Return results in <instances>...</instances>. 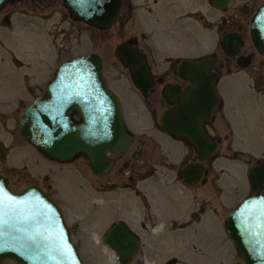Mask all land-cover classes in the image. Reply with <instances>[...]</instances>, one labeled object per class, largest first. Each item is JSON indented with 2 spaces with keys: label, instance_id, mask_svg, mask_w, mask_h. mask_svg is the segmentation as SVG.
Wrapping results in <instances>:
<instances>
[{
  "label": "rangeland",
  "instance_id": "374dc122",
  "mask_svg": "<svg viewBox=\"0 0 264 264\" xmlns=\"http://www.w3.org/2000/svg\"><path fill=\"white\" fill-rule=\"evenodd\" d=\"M159 1L162 7H155L152 0H139L130 18L104 29L70 19L60 0H21L2 8L0 16L10 13L8 23L0 24V141L5 146L0 172L16 190L31 182L40 183L41 176L47 175L51 185L46 189L48 195L58 204L67 225L77 224L71 239L84 264H122L102 239L109 221L115 218H126L131 226L139 219L149 225L146 230L135 226L142 240L127 264H161L170 256L175 257L174 264L241 263L223 230L222 217L248 192L244 158L264 151V80L260 69L250 72L248 67L237 73L234 65L230 66L233 72L218 69L221 104L207 127L219 141L207 160L206 178L186 184L176 173L194 152L181 140L156 129L155 118L146 110L147 100L113 54L116 42L134 35L150 55L155 70L168 64L171 57H165L167 54L197 57L214 51L218 58L217 39L227 28L221 29L220 21L236 10L234 5L240 0L223 8L209 0H177L178 7L172 6L173 0ZM90 50L102 57L101 73L119 100L121 114L129 120L132 141L143 140L141 152L129 162L134 167L151 162L152 172L146 176L137 173L127 178L129 169L122 166L123 172L118 173L117 163L93 174L86 158L79 154L57 162L43 156L15 131L22 108L42 90L55 64ZM12 54L21 61L15 63ZM18 82H24V89L16 99L12 91L18 90ZM161 107L157 102L156 117ZM193 210L196 216H191ZM179 222L183 226L179 227ZM0 264L14 263L6 259Z\"/></svg>",
  "mask_w": 264,
  "mask_h": 264
},
{
  "label": "water",
  "instance_id": "95a60500",
  "mask_svg": "<svg viewBox=\"0 0 264 264\" xmlns=\"http://www.w3.org/2000/svg\"><path fill=\"white\" fill-rule=\"evenodd\" d=\"M7 1L10 0H0V8ZM209 1L218 7L229 2ZM62 2L72 20L99 29L111 25L118 5V0ZM249 36L256 51L264 56V0L250 16ZM236 40L235 34L227 33L220 37L219 45L230 54ZM133 41L130 38L115 43L113 54L126 68L132 85L145 94L152 79L145 57L132 45ZM237 62L239 66L247 63ZM101 64L102 57L96 51L58 61L44 94L36 95L24 106L17 125L19 135L42 155L64 162L81 153L93 174L110 166L108 152L122 154L130 143L119 100L107 86ZM213 65L211 55L182 57L177 73L186 82L181 87L165 83L160 92L173 107L161 110L158 126L186 141L195 153L196 160L185 162L177 172L178 178L188 184L202 179L203 161L217 146L203 125L213 117L220 99ZM4 156L5 147L0 141V158ZM246 177L252 193L225 213L222 227L241 259L235 264H264V165L249 166ZM0 186L11 199L0 209V262L8 259L14 264H84L59 206L46 192L33 183L12 189L1 172ZM103 241L122 264H127L136 251L138 236L125 222L117 220L106 229Z\"/></svg>",
  "mask_w": 264,
  "mask_h": 264
},
{
  "label": "flooded vegetation",
  "instance_id": "af4514ba",
  "mask_svg": "<svg viewBox=\"0 0 264 264\" xmlns=\"http://www.w3.org/2000/svg\"><path fill=\"white\" fill-rule=\"evenodd\" d=\"M20 1L21 0H10V1H7L0 8V11L7 4L17 3V2H20ZM50 1L51 0H49V2ZM262 1L263 0H240V1H236L235 5H234L236 7V10L234 12L233 11L232 12H228L226 14V16L221 19L219 27L222 29L223 26L224 27L227 26L226 29L221 30L220 36L217 39V43H216L218 48H219V50H220V52H221V56L217 58V56L215 55L214 51H211V52L207 53V55H211L213 57V62H214L213 70H214V72L216 74H217V71H218L219 68H223L225 71H228V72H233L232 70H230V66L231 65L235 66V70H236L235 72L236 73L239 70L242 71V70H244V69L249 67V68H252V69H250L251 70L250 72H253V71L256 72L257 69H260V72L262 74V65H263L264 59H262L261 57L264 58V56L259 54L256 51V49L254 48V46H253V44L251 42L250 36H249L250 16L253 13V11L255 10V8ZM60 2L66 8V5L62 2V0H60ZM154 2L156 4L155 7H162V6H160L161 3H160L159 0H152V3H154ZM172 2H175V3H173L172 6H177L178 7V5L176 3L177 0H175V1L173 0ZM138 3H140L139 0H118L116 15H115L114 20L112 21L111 24L117 23L121 19L122 20H127V18H130L131 17L130 15H131V12H132L131 10H133L135 8V5L138 4ZM232 3H233V0H229V2L227 4H225L224 6H221L219 8H223V7L227 6L228 4H232ZM213 6H215V5H213ZM215 7H218V6H215ZM9 13H10V11H7V12L1 14V16H0V19H1L0 20V24L5 23V22L8 23V21H9V17H8ZM74 21L82 22L80 20H74ZM227 33H233V34H235L237 36L236 43H235V45H234V47L232 49V52L230 54L225 53L221 49V47L219 45L220 37L222 35H224V34H227ZM130 38L134 39L132 45L134 47H136L138 49V51L145 57L146 63L148 65V68H149V71H150L151 79H152V83L150 85L149 91L147 93H145V94H141L147 100V102H146V104H148L147 109H146L147 113H148L149 117L152 118L153 120L155 118V125L157 126L156 129L158 131H160V132H166V131H164L163 129H161L158 126L157 119H158V115L161 112V110H163L166 107L172 108L173 104L172 103L168 104V103L165 102L164 98L160 94L161 88H162V86L165 83L177 84V85H179L181 87L186 82V80L182 79L177 73V63L182 57L187 56V55L179 56L178 54H172L173 55L172 56V55L167 54L165 57H171V58H168V64L165 67L161 68V69H156L155 70L152 67V65H151V60L149 59L150 55L148 56V54H146L144 49L137 44L136 36L133 35V36H129L127 38H122L120 41L128 40ZM166 51H168V49H166ZM258 55H259V57H258ZM13 57H15V55H13ZM197 57H199V56H197ZM14 59H16L15 63H19L21 61V59H19L18 57H15ZM240 60H246L247 63L245 65H243V66H239L237 61H240ZM255 61H256V64H254ZM15 63H14V65H15ZM16 66H18V65H16ZM50 78H51V76L45 80V82H44V84L42 86V90L37 92L28 102H30L36 95L44 94L45 85H46L47 81ZM263 80H264V78H263ZM18 85H19L18 86V90L17 89H13V91H12L13 92V96H15L14 98L20 96V95H18L20 89H24V82H18ZM157 102H161L162 103V107L159 110V112L157 113V117H156L155 116L154 107L157 104ZM220 104H221V100H220ZM219 108L220 107L218 105L216 107V112L214 113L213 117L208 119V120H206L203 123L207 133L212 138H214L216 140V142L219 141L218 140L219 138H218V136L214 137L212 135V133L209 131V127H207V122H209V121L211 122V120L214 118L215 114L218 113ZM12 110H13V108L11 109V111ZM121 113H122V110H121ZM73 116L75 117L76 115L73 114ZM122 116H123V120H124L125 126H126V128L128 129V131L130 133V143H129L127 149L125 150V152L122 153V154H114V153H111V152H108L106 154V156L108 158H110V166L107 169H109L112 165H115V163H117L116 169H117L118 173L123 172L124 169H121L122 166H124V168H128L129 169V171L125 173V177H127V178L130 177L131 174H137V173H140V175H142V176H146V173L150 174L152 172V170L150 168L151 162H146L145 161L144 163L139 164L138 167H134L133 164L129 162L130 159H133V157L136 154L141 152V147H142V144H143V140L142 139H137L136 142L132 141L134 137H133V133H132V130L130 128V125H129V120L125 116L124 113L122 114ZM15 131L18 132L17 129ZM7 132H9V130H7ZM166 133L168 134V132H166ZM179 140L184 142V144L188 147V150H189V148L192 149L191 146L186 141H184L182 139H179ZM224 146L227 147L228 144H225ZM78 154L79 155H83L81 153H78ZM124 154H127V156L120 161L118 158L120 156L124 155ZM251 158L253 159L252 162L250 161ZM244 159H245L244 162L246 164L244 176H245L246 184H247V188H248V192L246 194V196H247V195L252 193V190H251V188H250V186L248 184V180H247V177H246V170L249 168V166H251L253 164L261 163L262 165H264V151L262 153L256 154V155H254V154H251V156L247 155ZM190 160H196L195 154H194V156L189 157L188 160H186L184 162H187V161H190ZM207 160H209V159H207ZM207 160L203 161L205 173L203 174V177H202L201 180H204L206 178V175H207V172H208ZM57 162H59V161H57ZM182 164H181V166H182ZM179 169H178V171H179ZM7 178H8V176H7ZM46 178H47V175H42L41 176V182L43 184L41 182L40 183L31 182V183H34V184L38 185L42 190H44L48 194L46 189L49 188L51 185H50V182H48ZM211 179H212V183H213L214 178H211ZM8 182H9V178H8ZM261 192L264 193V186L261 189ZM196 215H197V212L193 210L191 216H196ZM100 216H102V215H100ZM98 220H100V218ZM117 220H123L130 227V229H132L134 232L137 233V235H138V244L141 242L142 236H141L140 232L137 231V229L139 228V230L140 229L146 230V228L148 229V227H149L148 222L146 223L145 221H143L141 219H139L137 221L136 225L134 224V225L131 226L128 223V221L126 220V218H115V219H112V220L109 221V225L107 226V228L113 222H115ZM72 221H74V219H72ZM170 223H172V222H170ZM135 226L137 227V229H135ZM178 226L179 227L183 226V224L180 223ZM75 227H77V224L75 222H73L72 225H71V222H70V224L68 225L71 237L73 235L72 234L73 233L72 230L75 231ZM102 237H103V235H102ZM175 262H176L175 257L172 258V256H170V257L166 258L165 260H163V262L161 264H171V263L174 264Z\"/></svg>",
  "mask_w": 264,
  "mask_h": 264
},
{
  "label": "snow or ice",
  "instance_id": "6c2138e0",
  "mask_svg": "<svg viewBox=\"0 0 264 264\" xmlns=\"http://www.w3.org/2000/svg\"><path fill=\"white\" fill-rule=\"evenodd\" d=\"M6 200L9 203H11V199L8 193L5 191V189L2 186H0V209H3V207L5 206ZM0 221H2V217H0Z\"/></svg>",
  "mask_w": 264,
  "mask_h": 264
},
{
  "label": "bare ground",
  "instance_id": "6f19581e",
  "mask_svg": "<svg viewBox=\"0 0 264 264\" xmlns=\"http://www.w3.org/2000/svg\"><path fill=\"white\" fill-rule=\"evenodd\" d=\"M11 39V38H10ZM12 40V39H11ZM11 40H10V42H11ZM21 41V40H20ZM2 45H3V42H2ZM4 47H5V45H4ZM21 47V46H20ZM19 50V49H18Z\"/></svg>",
  "mask_w": 264,
  "mask_h": 264
}]
</instances>
